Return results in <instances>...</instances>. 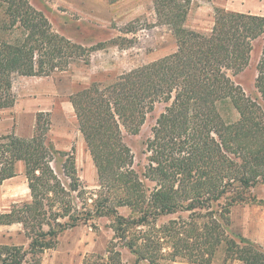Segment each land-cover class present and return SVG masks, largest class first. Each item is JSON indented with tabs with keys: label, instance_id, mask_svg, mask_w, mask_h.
Listing matches in <instances>:
<instances>
[{
	"label": "trees",
	"instance_id": "16d2710c",
	"mask_svg": "<svg viewBox=\"0 0 264 264\" xmlns=\"http://www.w3.org/2000/svg\"><path fill=\"white\" fill-rule=\"evenodd\" d=\"M160 1L168 2L166 6H158V10L168 12L177 53L146 67L145 73L119 76L103 90H93L91 93L96 100L86 107L92 123L83 118L84 114L73 103L81 131L91 149L113 145L116 134L119 133L117 140L120 139L122 129L139 134L156 102L168 104L174 99L152 130L158 143H150L151 158L141 177L131 163L127 167H117L109 175V164L101 162L96 154L99 184L103 190L94 201V211L81 213L72 201V194H84L74 163L75 148L71 154L55 148L49 135L50 113L37 114L35 133L30 139L14 134L0 138V184L15 177V165L23 162L31 194L30 202L15 204L10 212L2 214L0 225L19 223L27 230L30 223L35 224L40 234L32 239V254L53 249L61 232L77 227L94 215L109 211L117 214L118 207L128 206L140 213L138 224L141 225L149 218L158 219L179 211H206V215L201 214L199 218L214 223L221 236L217 243L226 239L225 233L231 226V208L249 201L264 207V200L246 198L244 194L264 184V116L244 113L243 106L249 104L244 102L250 100L230 78V74L236 76L249 65L252 44L264 35V16L216 7L214 28L205 35L185 27L192 0ZM0 14L4 15L0 16V109L15 105L14 76L50 77L66 71L77 61L90 64L94 47L85 48L54 33L47 20L27 0H0ZM259 73L256 89L264 94V48ZM154 77L156 81L152 80ZM160 78L165 83L161 87L158 86ZM227 100L238 109L240 119L214 132L210 130L214 128L211 119L217 110L210 107ZM193 106V116L200 124L195 123L190 134L186 130L189 122H182L181 116ZM131 123L132 126L127 125ZM221 124L226 123L221 121ZM99 139L100 146L96 144ZM57 154L73 160L69 167L63 166L69 179L68 188L51 166ZM144 180L154 187L146 188ZM105 190L108 196L103 198ZM131 224L126 222L119 227L121 238L123 225ZM238 238L240 242L229 241L227 252L234 256L228 260L264 264V247L241 236ZM2 248L12 252L8 254L14 257L18 251L16 247ZM115 256H119L118 262H121L120 255L116 253ZM86 260L83 264H90L89 259ZM107 264H114L111 256Z\"/></svg>",
	"mask_w": 264,
	"mask_h": 264
},
{
	"label": "rangeland",
	"instance_id": "374dc122",
	"mask_svg": "<svg viewBox=\"0 0 264 264\" xmlns=\"http://www.w3.org/2000/svg\"><path fill=\"white\" fill-rule=\"evenodd\" d=\"M27 1L47 20L54 33L85 48L94 47L89 65L77 61L66 71L57 72L50 77L14 76L13 83L16 89L37 85L47 86L48 82H55L61 94L57 98L55 110V125L59 128L63 126L64 119L63 113L59 110L61 98L72 104L75 102L84 114L83 118L92 123L90 121L92 116L86 112V107L96 100L95 95L91 93L93 90H103L106 86L112 85L119 76L132 72L145 73L146 67L178 51L177 41L169 26L168 12L158 10V6H166L167 1ZM216 7L229 12L264 15V0H192L187 10L185 27L201 34H210L216 21ZM0 16L4 17L3 14ZM263 48L264 35L253 42L249 65L236 76L229 73L230 78L241 89L240 92H244L245 98L250 100L244 102L249 103L243 106L245 114L251 112L257 116L260 114L264 116V94L256 89L259 71L263 64ZM156 79L157 77L152 78L154 81ZM163 85L165 83L160 78L158 86ZM163 96L161 98H164ZM172 101L168 104L163 101L156 102L154 109L146 116L139 134L134 135L122 129L120 139L117 140L119 133L116 134L113 145L91 149L81 131L75 111L74 124L84 139V151L78 160L76 151L74 152L76 173L81 183L80 188L84 190L81 196L72 194L74 207L79 212L94 211V201L103 190L99 184L94 158L96 154L101 162H105V165L109 164L107 167L109 175L113 174L117 167H127V164L131 163L137 175L141 177L151 158L150 143L153 141L155 144L158 143V139L153 138L152 130L157 127L158 119ZM194 108L193 106L190 110L187 109L181 116L182 122L186 124L189 122V128L186 130H189L190 134L193 132V127L195 128V123L200 124V120L193 116ZM214 108L217 110L211 119L214 128L210 129L214 132L221 131L223 126L227 127L240 119V113L231 100L210 107L211 110ZM50 115L53 124L52 114ZM221 121L226 124L222 125ZM127 125L132 126L133 123ZM183 130L186 132L185 127ZM101 139L96 141L97 145L100 144ZM126 150L129 151L126 153ZM72 152L73 148L66 153ZM72 162L70 157H60L58 154L51 162L53 170L66 188L69 187V179L64 173L63 166L69 167ZM15 172L17 178L0 188V216L10 212L15 204L31 201L23 162L15 165ZM145 185L149 190L154 187L149 181H145ZM244 194L246 198L264 200V184H258L244 191ZM105 195L108 196L106 190L103 191L102 197L104 198ZM120 196L123 197L124 194L121 193ZM205 212L179 211L174 215L161 216L158 219L149 218L145 225H141L138 224L140 213L134 212L128 206L118 207L117 214L109 211L98 216L94 215L90 220L81 221L77 227L61 232L56 247L42 254L30 252L32 239L40 234V229L35 224L30 223L27 230L19 223L0 225V264H38L39 262L40 264H83L86 259H89L90 264H107L110 256L114 264H205L207 262L232 264L238 260H228L234 256L227 252L229 241L240 242L238 236L254 241L248 235L264 240V207L256 203L249 201L231 208L229 215L231 226L227 229V234L225 233L226 239L223 241L222 238L220 243H217V239L221 236L214 223L207 218H199L201 214L206 215ZM126 222L132 224L123 225L124 233L121 238L118 230ZM170 222L175 224L171 225ZM4 246L18 248L15 257L14 254L10 256L12 252L2 248ZM116 253L120 255L122 263L118 262L119 256H115ZM4 260L6 262H3Z\"/></svg>",
	"mask_w": 264,
	"mask_h": 264
},
{
	"label": "crops",
	"instance_id": "0c3cea01",
	"mask_svg": "<svg viewBox=\"0 0 264 264\" xmlns=\"http://www.w3.org/2000/svg\"><path fill=\"white\" fill-rule=\"evenodd\" d=\"M13 93L16 97L14 107L0 109V137L14 134L16 137L22 139L32 138L35 133L37 114L49 112L52 114L53 118L50 135L55 148L58 151L67 152L74 147L76 159L78 160V158L82 156L84 151V139L81 132L74 124L76 121L75 110L70 101L62 98L60 99L59 110L64 115L63 126L59 128L55 125L57 98L61 95L57 90L55 82L50 81L47 86L37 85L27 88L20 87L18 89L15 88L13 83ZM15 178L17 177L15 176L3 181L0 184V188L6 183L13 181ZM248 237L264 247V240L253 235H248ZM232 264L244 263L242 261H234Z\"/></svg>",
	"mask_w": 264,
	"mask_h": 264
}]
</instances>
